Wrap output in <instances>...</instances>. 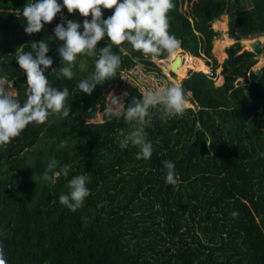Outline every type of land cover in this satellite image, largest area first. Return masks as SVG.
<instances>
[{"label":"trees","instance_id":"obj_1","mask_svg":"<svg viewBox=\"0 0 264 264\" xmlns=\"http://www.w3.org/2000/svg\"><path fill=\"white\" fill-rule=\"evenodd\" d=\"M230 1L172 0L168 31L186 52L178 77L186 67L205 71L208 65L209 73L188 71L180 79L190 105L182 116L161 121L150 109V159L137 160V148L119 146L117 130L128 127L123 116L93 120L122 72L139 62L155 67V61L129 49L121 54L116 75L91 95L76 86L95 71L97 57L78 56L71 80L57 79L51 69L45 73L52 87L69 89L71 112L30 123L0 146V247L7 264H264V65L252 67L260 49L238 52L241 36L232 26ZM26 2L32 0H0V77L22 103L26 76L15 52L32 51L30 42L44 39L52 67L58 68L59 42L50 36L62 22L58 14L40 33L25 34V21L10 10L22 11ZM102 12L107 19L114 9ZM223 14L229 17L227 38L237 40L226 53L227 42L220 44L219 56L227 54L220 63L211 52L219 34L211 23ZM62 15L81 24L84 19L66 8ZM234 17L240 32L264 29V0H234ZM107 43L105 37L97 48ZM164 58L167 53L157 60ZM219 66L223 82L216 85ZM128 93L125 104L142 98L136 87ZM165 160L175 164L177 186L165 183ZM50 162H55L53 173L70 165L68 177L44 181ZM80 174L88 176L90 195L71 212L58 198L68 192V180Z\"/></svg>","mask_w":264,"mask_h":264},{"label":"clouds","instance_id":"obj_2","mask_svg":"<svg viewBox=\"0 0 264 264\" xmlns=\"http://www.w3.org/2000/svg\"><path fill=\"white\" fill-rule=\"evenodd\" d=\"M173 7L172 0H62V3H58V0H32L24 4L22 11L10 10L18 18H23L24 32L29 36L40 33L46 24H51L61 14L62 22L54 27L53 35L50 36L51 40L59 42L56 52L60 66L52 67L54 59L48 55L50 46L44 39L31 41L32 51L16 50L15 61L26 76V99L22 103L13 85L7 82L6 77H0V146L11 143L30 123L44 124L54 114L62 118L70 115L71 106L67 101L69 89L52 87L45 75L49 69L58 73L57 79L63 77L71 80L78 56L97 57L95 71L76 86L81 93L91 95L97 85H102L116 75L122 62L121 54L127 55L129 49L141 52L153 61L164 53L173 56L181 47V41L168 31L167 13ZM65 8L69 14L78 11L84 18L82 24L64 17L62 10ZM102 9H114V12L104 19ZM89 16L91 20L87 19ZM105 37L108 38L107 45L98 49V42ZM113 46L116 51H113ZM128 95L127 91L120 95L108 93L104 112L123 116L128 125L127 129L117 130L119 146L124 149L131 145L138 149L135 156L137 160H147L153 154V143L146 131L152 124L153 113L150 109L156 110L161 121L182 116L186 93L177 83L150 90L141 99L133 97L131 102L125 104ZM54 168L55 162H50L41 178L55 183V176L63 174L68 177L71 166L65 164L58 173H53ZM163 168L165 183L177 186L180 180L175 164L165 160ZM87 181V175L73 176L66 185L68 192L59 195V203L71 212L80 209L85 198L90 195ZM231 216L237 218L239 213L233 211ZM0 264H7L2 247Z\"/></svg>","mask_w":264,"mask_h":264},{"label":"rangeland","instance_id":"obj_3","mask_svg":"<svg viewBox=\"0 0 264 264\" xmlns=\"http://www.w3.org/2000/svg\"><path fill=\"white\" fill-rule=\"evenodd\" d=\"M228 19H229L228 15L223 14L220 16L219 19H217L211 23V27L219 32V34L215 38L212 39L211 52H212L213 56L216 57L217 61L220 63L222 62V60L227 55V54H225L223 57L219 56L217 49L222 46L220 44L222 42H227L225 44V46H223L224 50H225V48L229 44H231L232 42L237 40L234 37H232V40H229L227 38V36H228V34H227ZM216 22H218L219 24H215ZM254 36L255 35L246 36V37L242 36L238 40L243 46L244 43L248 42V39H251ZM258 37L260 40V46L258 49H260V50L255 55L256 62L252 66L254 69L259 68L260 66L264 65V48H263L264 47V35H259ZM225 53H226V50H225ZM185 54H186V52H183L181 49H179L173 56H171L169 58L160 59L161 60L160 62H159V60L155 61V65H156L155 67L156 68L154 66H147V65L142 64L140 62L137 63V65L134 68L130 69L129 72H122L119 75V78H118L119 85L118 84L114 85V87L109 89L108 93L113 92L116 95H120L125 91L128 92L131 87H136L139 91L142 92V95H143L150 90H156L157 88H160V87H167L171 84H177L178 83L180 85V82H181L180 79L182 78L181 75L184 71H186V69H187V72L188 71H202V69L186 67V69H183V72L180 73L181 75L178 77L179 81L176 79L172 81L171 78L164 73L163 66H164V64H166V66L170 67L171 62L173 61L174 57H176V56H180L181 62H182ZM200 58L203 61L205 59L202 56H200ZM80 64H82V63H80ZM219 71H220V66L216 68L215 83L217 85H220L222 83V77L219 75ZM202 72L209 73V66L206 65L205 71H202ZM5 87L7 88V85H5ZM108 93H107V95H108ZM107 95L105 96L101 105L98 106V112L96 113V117L93 121L100 122L105 117L112 116V115H108L104 112L105 106H106ZM187 106H190V105L186 102L185 107H187Z\"/></svg>","mask_w":264,"mask_h":264},{"label":"water","instance_id":"obj_4","mask_svg":"<svg viewBox=\"0 0 264 264\" xmlns=\"http://www.w3.org/2000/svg\"><path fill=\"white\" fill-rule=\"evenodd\" d=\"M230 19L232 22V26L235 29L236 33L239 34L241 37L242 36H252L255 35L253 38L248 39L247 43H244L243 46L240 48V50L238 52L243 51L244 49H250V50H256L259 48L260 46V40H259V35H263L264 34V29H256L253 31H242L240 32L235 24V17H234V0L230 1ZM161 60H159L160 62ZM178 63H180V58L179 56L174 57L173 61L170 64V69L168 71V75L176 80L179 81V78H177V74L175 73V69L176 66L178 65ZM164 71H166L167 67L163 66ZM187 75V69L186 71H184L181 75V77H185ZM177 81V82H178Z\"/></svg>","mask_w":264,"mask_h":264},{"label":"bare ground","instance_id":"obj_5","mask_svg":"<svg viewBox=\"0 0 264 264\" xmlns=\"http://www.w3.org/2000/svg\"><path fill=\"white\" fill-rule=\"evenodd\" d=\"M179 58H180V63H178V65L176 66V69H175V73H176V71H177V68H178V66H180V64H181V57L179 56ZM164 66L165 67H167V69H166V71H164V73L166 74V75H168V71H169V67L168 66H166V64H164ZM177 74V73H176ZM169 76V75H168ZM170 77V76H169ZM171 78V80L173 81V80H175L174 78H172V77H170ZM177 78H178V75H177Z\"/></svg>","mask_w":264,"mask_h":264},{"label":"crops","instance_id":"obj_6","mask_svg":"<svg viewBox=\"0 0 264 264\" xmlns=\"http://www.w3.org/2000/svg\"><path fill=\"white\" fill-rule=\"evenodd\" d=\"M221 76V75H220ZM222 77V76H221ZM222 82H223V78H222ZM217 85V84H216Z\"/></svg>","mask_w":264,"mask_h":264}]
</instances>
